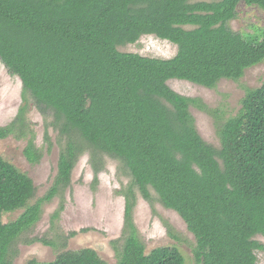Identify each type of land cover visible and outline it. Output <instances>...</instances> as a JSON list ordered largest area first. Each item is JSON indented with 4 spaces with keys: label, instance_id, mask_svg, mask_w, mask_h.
<instances>
[{
    "label": "trees",
    "instance_id": "trees-1",
    "mask_svg": "<svg viewBox=\"0 0 264 264\" xmlns=\"http://www.w3.org/2000/svg\"><path fill=\"white\" fill-rule=\"evenodd\" d=\"M240 3L264 10V0H0V63L19 79L22 101L51 117L62 143L52 185L33 204L31 179L0 157V264H12L15 242L70 186L84 151L91 161L102 154L118 160L131 179L122 190L116 264H185L174 246L145 253L132 217L136 192L149 203L153 193L181 218L195 238L197 264H257L255 252H264L255 240L264 238V83L247 90L238 113L218 127L219 149L200 137L189 111L209 112L205 104L167 85L175 79L214 89L264 60V29L229 27ZM143 36L175 45V56L118 51ZM24 109L0 127V140L29 130ZM23 154L30 163L40 158L31 139ZM18 210L3 223V214ZM27 264L106 263L85 248Z\"/></svg>",
    "mask_w": 264,
    "mask_h": 264
},
{
    "label": "rangeland",
    "instance_id": "rangeland-1",
    "mask_svg": "<svg viewBox=\"0 0 264 264\" xmlns=\"http://www.w3.org/2000/svg\"><path fill=\"white\" fill-rule=\"evenodd\" d=\"M232 31L251 34L264 29V10L240 3L237 16L229 23ZM121 53H134L148 58L171 59L176 46L154 36H143L131 45L117 48ZM264 83V60L247 69L237 81L221 80L214 89H207L182 80H169L167 85L176 93L202 101L209 112L190 107L200 137L212 147L219 149L218 127L235 116L241 101L250 89ZM22 87L18 78L7 74L0 63V127L10 124L20 108L29 130L23 136H9L0 140V157L26 174L33 182L35 193L30 204L42 198L51 187L56 175L57 161L61 151L57 132L49 125L51 117H43L31 102L22 101ZM47 134V140L45 136ZM33 141L40 156L30 163L23 151L29 140ZM127 170L121 163L107 155H97L91 161L90 153L84 151L78 158L71 174V184L62 196L44 204L39 221L23 234L11 248L12 264H27L30 260L39 263L51 262L63 252L89 248L106 264H116L120 250L124 211L122 190L130 183ZM133 221L139 238L150 253L159 247H176L184 257L185 264H197L194 258L195 238L186 229L185 223L172 210L164 208L152 193V202H146L136 192ZM62 209L52 223V215ZM22 210L3 214L4 224L14 221ZM34 238H43L51 243H30ZM255 240L264 245V238ZM116 243H112V242ZM257 264H264V252H255Z\"/></svg>",
    "mask_w": 264,
    "mask_h": 264
}]
</instances>
